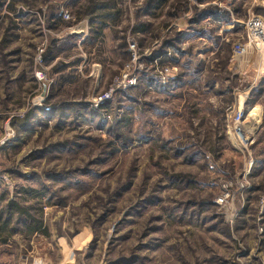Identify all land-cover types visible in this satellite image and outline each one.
<instances>
[{
    "label": "rangeland",
    "instance_id": "374dc122",
    "mask_svg": "<svg viewBox=\"0 0 264 264\" xmlns=\"http://www.w3.org/2000/svg\"><path fill=\"white\" fill-rule=\"evenodd\" d=\"M88 2L0 0V264H264V44L243 40L264 0H98L120 10L100 38ZM21 218L40 230L5 235Z\"/></svg>",
    "mask_w": 264,
    "mask_h": 264
},
{
    "label": "built area",
    "instance_id": "2783aa9c",
    "mask_svg": "<svg viewBox=\"0 0 264 264\" xmlns=\"http://www.w3.org/2000/svg\"><path fill=\"white\" fill-rule=\"evenodd\" d=\"M62 15L64 19H70L69 13L67 11L62 10ZM243 40L246 41V44L250 45L252 43H261L264 44V20L259 17L258 15H255L254 13H250L248 15L247 21L244 24V38ZM246 46L243 45L241 42L239 44H236L234 46V50L237 54L243 55L246 52ZM131 50H134V46H131ZM43 53L44 50H40L39 54L37 56V62L39 64L43 63ZM169 70H162L160 72V79L158 82L166 83L165 77L167 76ZM37 79L42 80V75L37 74ZM114 93V89L111 88L104 96H99V98L96 99L95 106L97 107L99 104L104 103L108 100H110L112 94ZM14 137V132L11 130V128L7 127L6 131L4 133V136L0 138V146H4L8 144ZM2 171V168L0 166V173ZM213 186V185H211ZM231 185H224L222 187V193L219 196V198L216 200V205L220 206L221 208L227 207L229 205V202L231 200V191H230ZM38 262L34 261V264H42L40 260H37Z\"/></svg>",
    "mask_w": 264,
    "mask_h": 264
},
{
    "label": "crops",
    "instance_id": "0c3cea01",
    "mask_svg": "<svg viewBox=\"0 0 264 264\" xmlns=\"http://www.w3.org/2000/svg\"><path fill=\"white\" fill-rule=\"evenodd\" d=\"M233 19H235V18L233 17ZM233 19L231 21H229V25L226 24L228 22H226V23L224 22V25H220V26L217 27V33H219L218 35H220V36H218V40L220 39L222 41V43H224V40L227 39V37H225V36L227 35V33H230V31H231L230 29L234 25H236V26L239 25V24H237L238 21L236 19L235 20H233ZM92 25H94L95 27L98 26V21H97V23H92ZM186 27L188 28L189 26H186ZM81 32H82V30H81ZM191 32H194V31H191ZM223 33H224V35L222 37L221 35ZM200 39L203 41L204 39H207V37L205 35H202V38H200ZM261 59L264 60V57H262ZM233 65L235 66V64H233ZM241 65H243V62L241 63ZM256 77H257V79L255 80L256 82L260 83V81L263 80V78H264V68L261 69L259 72H257ZM19 120H20V123L22 125V128H18L17 129L19 137H21V136L22 137H26V136H30L32 134H37L38 131L40 130V127H39L38 128L39 130L36 128V129H34L35 131H33V129H32L33 127H31V126H33L34 124L37 125L39 121L37 119H33V116L31 115V113H30V117L28 118V120L25 121V118L24 119H19ZM42 120L43 119L41 118V121ZM2 135H3V132H1L0 137ZM11 142H13V141H11ZM10 143H8L6 146H0V152L6 151L12 145ZM20 220H21L20 224H18V225H19V227L22 226L23 228H21V230L17 229V228H13V229H11V233L9 232V233H7L5 235H10V234L12 235L13 234L15 236H18V235L33 236L40 230L41 224L39 222L31 224V223L28 222L29 220L27 221V220L22 219V218ZM32 222H34V221H32ZM59 251H60V248H58V252ZM35 255H36V253L35 254L34 253H28V254L23 253V254H21L20 255L21 256L20 264H34V261L38 262L37 260H40L42 264H61V262H59V263L55 262L54 263L52 259H49V257L46 256L45 253H44L43 257L46 256L47 258L46 259L44 258V260L42 258L41 259L36 258Z\"/></svg>",
    "mask_w": 264,
    "mask_h": 264
},
{
    "label": "trees",
    "instance_id": "16d2710c",
    "mask_svg": "<svg viewBox=\"0 0 264 264\" xmlns=\"http://www.w3.org/2000/svg\"><path fill=\"white\" fill-rule=\"evenodd\" d=\"M95 1L98 0H89L88 2V6L86 7V13L87 15H97V20H98V32H97V38H100L102 35V32L105 28L110 26V23L115 24L120 16V10L119 8H117V2L116 3H102V4H97ZM104 1V0H102ZM167 0H159V2H157V8L161 7L164 5V3H166ZM214 13L216 11V9H213ZM262 11V10H260ZM236 12V11H235ZM223 16H225L227 19H229V15L227 14V12L225 13H221ZM223 21V20H222ZM146 26L142 25V26H138L136 28L137 33H144L146 31ZM258 91V90H257ZM251 103L247 102L246 103V108H248V105H250ZM30 117V112L27 113V115L25 116V121L28 120V118ZM27 118V119H26ZM8 210H13L16 209L20 215L22 214H26L24 208L19 207L15 202H11L8 204L7 206ZM23 216V215H22Z\"/></svg>",
    "mask_w": 264,
    "mask_h": 264
},
{
    "label": "water",
    "instance_id": "95a60500",
    "mask_svg": "<svg viewBox=\"0 0 264 264\" xmlns=\"http://www.w3.org/2000/svg\"><path fill=\"white\" fill-rule=\"evenodd\" d=\"M44 97H45V94H42L41 97H39V98H37V99L34 100V103L42 102L43 99H44Z\"/></svg>",
    "mask_w": 264,
    "mask_h": 264
},
{
    "label": "bare ground",
    "instance_id": "6f19581e",
    "mask_svg": "<svg viewBox=\"0 0 264 264\" xmlns=\"http://www.w3.org/2000/svg\"><path fill=\"white\" fill-rule=\"evenodd\" d=\"M252 113H253V112H252ZM252 113H251V114H252Z\"/></svg>",
    "mask_w": 264,
    "mask_h": 264
}]
</instances>
